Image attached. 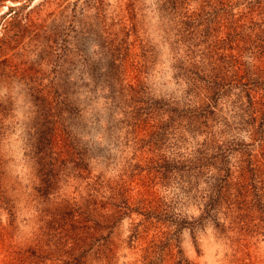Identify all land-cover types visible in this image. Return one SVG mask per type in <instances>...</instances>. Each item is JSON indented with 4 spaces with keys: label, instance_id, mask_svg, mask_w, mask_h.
Segmentation results:
<instances>
[{
    "label": "rangeland",
    "instance_id": "1",
    "mask_svg": "<svg viewBox=\"0 0 264 264\" xmlns=\"http://www.w3.org/2000/svg\"><path fill=\"white\" fill-rule=\"evenodd\" d=\"M241 75L264 0H0V264H264Z\"/></svg>",
    "mask_w": 264,
    "mask_h": 264
},
{
    "label": "trees",
    "instance_id": "2",
    "mask_svg": "<svg viewBox=\"0 0 264 264\" xmlns=\"http://www.w3.org/2000/svg\"><path fill=\"white\" fill-rule=\"evenodd\" d=\"M245 78V75H241L239 76L237 79H235L237 81V83H239L240 85V93L241 92H244L245 93V96L247 97V109L249 110V116H250V119L254 120L256 118V112L257 110H259L262 105H263V97H261L262 100H255L253 98V95L251 94V89H253L254 87H247V86H242V79ZM256 80V79H255ZM244 83V82H243ZM256 85H259V83H254ZM253 84V85H254ZM248 170L251 172V174L254 176V177H257V173L259 171V167L258 165L257 166H254L252 164H249L248 165ZM257 180V179H256ZM262 188H263V182L261 183L260 185ZM260 187L256 185L255 189H259ZM257 194V192H255ZM257 197L258 198H262V193H259L257 194Z\"/></svg>",
    "mask_w": 264,
    "mask_h": 264
}]
</instances>
